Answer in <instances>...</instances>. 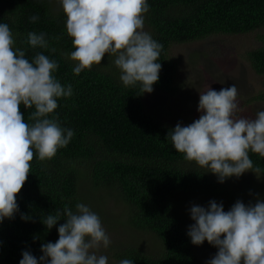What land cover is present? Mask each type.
<instances>
[{
    "label": "trees",
    "instance_id": "16d2710c",
    "mask_svg": "<svg viewBox=\"0 0 264 264\" xmlns=\"http://www.w3.org/2000/svg\"><path fill=\"white\" fill-rule=\"evenodd\" d=\"M144 14L146 32L163 45L159 59L162 68L153 88L175 93L179 90L178 60L170 54L173 44L204 39L212 34H242L264 27V0H147ZM37 16L31 22V16ZM66 15L52 0H0V23L9 25L14 47L25 51L30 61L43 53L58 62L55 77L63 86L71 85V97L58 98L61 126L74 131L66 147L51 159L34 156L31 170L17 195L19 211L14 218L0 222V264H19L25 250L39 258L41 246L58 239V221L52 229L41 222L47 215L75 210L77 203L88 202L101 209L99 192H107L123 203L120 215L107 216L116 232L124 225L152 233L158 247L148 249L138 241L115 240L110 245L120 264H207L201 249L187 235L188 203L196 197H228L235 192L245 202L255 204L238 181L220 183L218 177L177 152L167 138L170 125L146 109L141 85L125 86L115 57L73 73L75 61L66 58L75 49L67 35ZM29 32L44 33L48 48H32ZM55 49V51H52ZM253 69L264 75V44L247 52ZM257 99L264 100V94ZM25 122L33 109L21 105ZM264 177V156L249 153ZM244 190V191H243ZM252 201V202H251ZM107 213L103 214L106 215ZM21 214L31 217L22 220ZM63 219V217H62ZM123 223V226H122ZM121 226V227H119Z\"/></svg>",
    "mask_w": 264,
    "mask_h": 264
},
{
    "label": "clouds",
    "instance_id": "9594fccd",
    "mask_svg": "<svg viewBox=\"0 0 264 264\" xmlns=\"http://www.w3.org/2000/svg\"><path fill=\"white\" fill-rule=\"evenodd\" d=\"M60 4L75 49L65 56L77 62L75 75L100 64L107 54L115 57L125 86L139 83L142 94L153 92L162 68L157 61L163 45L144 31L147 0H60ZM29 19L34 23L38 17ZM14 43L9 25L0 23V222L19 211L17 195L34 156L51 159L74 136L53 115L57 99L73 94L72 86H63L54 75L58 62L43 53L30 61ZM27 43L32 48L49 46L44 33L29 32ZM237 95L235 84L219 91L209 86L199 93V118L186 126L177 123L167 134L177 152L208 169L220 183L247 171L260 172L249 153L264 156V111L255 119L237 118ZM21 105L34 108L28 116L31 124L25 122ZM190 218L194 221L187 232L191 243L199 246L207 241L218 249L207 264H264V200L248 205L237 200L228 211L212 200L207 207L193 205ZM21 219L31 217L21 214ZM61 220L58 239L42 244L39 258L23 251L19 264H108L107 256L98 252L111 241L95 212L77 203L75 210L65 206L41 222L50 230ZM120 264L134 261L122 259Z\"/></svg>",
    "mask_w": 264,
    "mask_h": 264
},
{
    "label": "rangeland",
    "instance_id": "374dc122",
    "mask_svg": "<svg viewBox=\"0 0 264 264\" xmlns=\"http://www.w3.org/2000/svg\"><path fill=\"white\" fill-rule=\"evenodd\" d=\"M53 6L62 8L60 0H52ZM146 23L144 22V31ZM264 44V27L249 33L242 34H212L204 39L173 44L170 54L179 62L178 80L179 90L169 93L153 88L152 93H146L144 104L147 110L153 112L161 121L176 126L180 123L186 126L198 119L199 93L206 92L210 86L219 91L221 88L236 85L238 90L237 101L239 111L236 117L255 119L259 111H264V100L257 99L258 95L264 94V75L258 74L250 64L247 52ZM227 181H238L237 185L246 189L249 195L264 200V177L259 173L247 171L240 177L226 178ZM244 191V190H243ZM102 204L100 211L95 210L88 202H84L93 212H95L102 222L106 233L110 238V245L115 240H122L124 243L130 241L137 242L148 249L158 247V242L152 233L133 230L125 224L119 232L115 226L112 227L107 216L112 211L115 215H120L123 203L118 198L107 195V192H99ZM222 203L224 210L228 211L237 201H242L245 205L249 204L244 199H240L235 192L228 197L199 198L196 197L188 203V224L194 223L190 218V208L193 205L207 207L209 201ZM252 202V201H251ZM107 213L106 215H103ZM112 217V214H110ZM123 226V223H122ZM110 245L105 249L101 247L98 254L107 256L108 264H118L113 258ZM204 259H211L218 249L205 241L198 246Z\"/></svg>",
    "mask_w": 264,
    "mask_h": 264
}]
</instances>
